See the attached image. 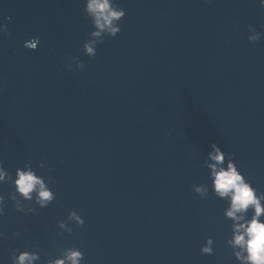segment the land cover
Returning a JSON list of instances; mask_svg holds the SVG:
<instances>
[{
	"label": "water",
	"instance_id": "water-1",
	"mask_svg": "<svg viewBox=\"0 0 264 264\" xmlns=\"http://www.w3.org/2000/svg\"><path fill=\"white\" fill-rule=\"evenodd\" d=\"M113 3L125 10L121 32L89 57L86 0H0V164L12 177L0 182V264H13L14 251L46 264L67 248L84 254L81 264H240L209 153L215 144L225 154L217 168L230 157L264 193L261 0ZM36 37L35 50L24 47ZM29 166L55 199L40 208L36 193H17L18 211L8 197ZM253 214L237 213L240 223ZM208 238L211 255L201 252Z\"/></svg>",
	"mask_w": 264,
	"mask_h": 264
},
{
	"label": "clouds",
	"instance_id": "clouds-1",
	"mask_svg": "<svg viewBox=\"0 0 264 264\" xmlns=\"http://www.w3.org/2000/svg\"><path fill=\"white\" fill-rule=\"evenodd\" d=\"M261 6L264 7V0H261ZM86 18H91L94 30L90 32L89 39L84 43L83 49L86 55L94 57L97 51V45L103 42L105 34L110 37L117 36L121 32L119 21L125 16V10L114 5L113 0H86L84 8ZM10 20L11 17H8ZM248 36L250 43H256L261 40V33L257 32L252 25L248 26ZM0 31L5 34L8 32L7 25H0ZM40 43L38 37L26 41L24 47L30 50H35ZM76 62L77 67L83 70L85 64L77 58H71ZM71 65H69V68ZM214 152L209 153L211 160L216 163L209 165L212 169V177L214 191L219 197H230V208L226 211V216L231 218L235 223L233 225V238L228 240V245L233 249L234 256L240 264H264V222H261L260 217L264 216V206L261 201L264 200V193L257 194V189L246 181L245 177L238 170L236 164L229 157L227 168H217V165L223 164L225 154L221 152L215 144L212 145ZM43 166L42 164L40 165ZM9 175L2 164H0V182L11 181ZM51 181V178H49ZM54 183V181H52ZM15 192L9 194V199L14 201V206L18 211H25L17 200V193L26 201L33 200V193H36L35 204L40 208H45L55 199V194L46 185L45 180L36 175L29 166L27 171L17 169L16 178L14 180ZM193 189L201 197L206 195V189L193 185ZM5 197L0 195V215L4 214ZM249 209L254 210L250 220L244 221V215L237 213H247ZM27 212L34 211L28 207ZM74 219L77 225L82 226L84 219L75 211L68 215V220ZM61 229L67 227L64 221L59 224ZM72 229H68L71 233ZM18 235V233H14ZM213 240L208 238L206 244L201 248V252L211 255L213 253ZM239 248V251L235 249ZM60 256L54 260H47L46 264H81L84 254L76 248L64 249ZM13 264H33L40 260L38 252L21 251L17 255L15 251L12 253Z\"/></svg>",
	"mask_w": 264,
	"mask_h": 264
}]
</instances>
